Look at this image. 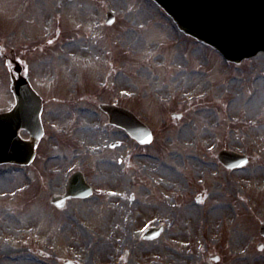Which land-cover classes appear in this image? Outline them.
<instances>
[{
	"label": "rangeland",
	"instance_id": "374dc122",
	"mask_svg": "<svg viewBox=\"0 0 264 264\" xmlns=\"http://www.w3.org/2000/svg\"><path fill=\"white\" fill-rule=\"evenodd\" d=\"M12 58L42 97L45 134L32 164L0 165V264H264V53L227 63L152 0H0V112ZM100 103L130 109L152 142L110 126ZM59 149L77 156L61 171L45 159ZM221 149L248 165L226 170ZM71 168L108 192L59 212L48 199Z\"/></svg>",
	"mask_w": 264,
	"mask_h": 264
},
{
	"label": "water",
	"instance_id": "95a60500",
	"mask_svg": "<svg viewBox=\"0 0 264 264\" xmlns=\"http://www.w3.org/2000/svg\"><path fill=\"white\" fill-rule=\"evenodd\" d=\"M154 1L182 31L214 47L227 61L240 62L264 51V0ZM112 22V14L107 13L106 23ZM11 90L16 105L10 112L0 114V163L27 165L34 155V142L41 134L40 99L23 78L13 80ZM100 107L111 124L126 128L142 143L150 140L147 128L128 111L114 106ZM19 129L27 130L34 141L21 140L17 135ZM222 153L220 157H224ZM233 157L236 161L231 165L244 164L243 157L235 154ZM51 202L56 204L57 198L52 197ZM260 233L264 235V223Z\"/></svg>",
	"mask_w": 264,
	"mask_h": 264
},
{
	"label": "flooded vegetation",
	"instance_id": "af4514ba",
	"mask_svg": "<svg viewBox=\"0 0 264 264\" xmlns=\"http://www.w3.org/2000/svg\"><path fill=\"white\" fill-rule=\"evenodd\" d=\"M72 151L74 152L75 150L73 149ZM66 152H70V150L61 149L60 150V153L61 154H58L57 155V158H56V164H57V167L60 169V171L63 169V166L65 165L66 162H70L72 164L73 161L77 157L76 155H68V154H65ZM99 161H103V160L100 159ZM65 183H66V181H65ZM64 188H65V186L62 185L61 186V189L62 190H61V192L59 194H62L64 192ZM109 197H114V196H109ZM60 212H63V211H60ZM244 264H250V263L249 262H246Z\"/></svg>",
	"mask_w": 264,
	"mask_h": 264
},
{
	"label": "bare ground",
	"instance_id": "6f19581e",
	"mask_svg": "<svg viewBox=\"0 0 264 264\" xmlns=\"http://www.w3.org/2000/svg\"><path fill=\"white\" fill-rule=\"evenodd\" d=\"M45 68V67H44Z\"/></svg>",
	"mask_w": 264,
	"mask_h": 264
}]
</instances>
